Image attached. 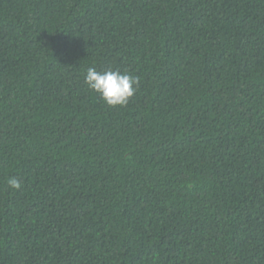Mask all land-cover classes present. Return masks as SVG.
Here are the masks:
<instances>
[{
  "label": "trees",
  "instance_id": "16d2710c",
  "mask_svg": "<svg viewBox=\"0 0 264 264\" xmlns=\"http://www.w3.org/2000/svg\"><path fill=\"white\" fill-rule=\"evenodd\" d=\"M0 264H264V0H0Z\"/></svg>",
  "mask_w": 264,
  "mask_h": 264
},
{
  "label": "clouds",
  "instance_id": "9594fccd",
  "mask_svg": "<svg viewBox=\"0 0 264 264\" xmlns=\"http://www.w3.org/2000/svg\"><path fill=\"white\" fill-rule=\"evenodd\" d=\"M84 83L98 94L107 106L124 107L137 91L139 80L119 70L98 72L95 68L89 67ZM7 184L13 190H19L22 187L21 181L15 176L9 177Z\"/></svg>",
  "mask_w": 264,
  "mask_h": 264
}]
</instances>
